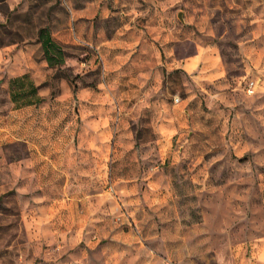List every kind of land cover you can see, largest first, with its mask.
I'll use <instances>...</instances> for the list:
<instances>
[{
    "label": "rangeland",
    "instance_id": "obj_1",
    "mask_svg": "<svg viewBox=\"0 0 264 264\" xmlns=\"http://www.w3.org/2000/svg\"><path fill=\"white\" fill-rule=\"evenodd\" d=\"M7 46L0 264H264V0H0Z\"/></svg>",
    "mask_w": 264,
    "mask_h": 264
},
{
    "label": "trees",
    "instance_id": "obj_2",
    "mask_svg": "<svg viewBox=\"0 0 264 264\" xmlns=\"http://www.w3.org/2000/svg\"><path fill=\"white\" fill-rule=\"evenodd\" d=\"M36 41L40 42L44 57L49 66L59 65L64 62L63 49L55 42L46 27H41L38 29ZM70 80L73 82L72 78ZM75 88L76 86L74 84L73 90H75Z\"/></svg>",
    "mask_w": 264,
    "mask_h": 264
},
{
    "label": "crops",
    "instance_id": "obj_3",
    "mask_svg": "<svg viewBox=\"0 0 264 264\" xmlns=\"http://www.w3.org/2000/svg\"><path fill=\"white\" fill-rule=\"evenodd\" d=\"M14 47L13 46L12 47L11 46H7V47L0 48V60L3 59V58H5L6 54H10V51H12ZM23 52H24V49L23 48H21L19 50H18V48H16L15 51H13V53L11 54L12 57H10V58L11 59H13V58H19L22 55ZM28 55L32 56L31 53H29ZM44 61L46 62L45 59H44ZM44 61L42 63H44ZM199 61H200V58H199V54L197 53L194 56H190V57L185 58L184 60H182L180 62V65L182 67H184L185 69H187V68L192 69L196 64L197 65L199 64ZM26 69H28V66L27 65L26 66L20 65L17 70H12L11 73L12 74H21ZM263 241L264 240H262L261 242H263Z\"/></svg>",
    "mask_w": 264,
    "mask_h": 264
},
{
    "label": "built area",
    "instance_id": "obj_4",
    "mask_svg": "<svg viewBox=\"0 0 264 264\" xmlns=\"http://www.w3.org/2000/svg\"><path fill=\"white\" fill-rule=\"evenodd\" d=\"M255 85L253 84V82H249L248 83V88H247V91L248 92H252L253 89H254Z\"/></svg>",
    "mask_w": 264,
    "mask_h": 264
},
{
    "label": "water",
    "instance_id": "obj_5",
    "mask_svg": "<svg viewBox=\"0 0 264 264\" xmlns=\"http://www.w3.org/2000/svg\"><path fill=\"white\" fill-rule=\"evenodd\" d=\"M178 15H179L180 18H182V17H181V12H179Z\"/></svg>",
    "mask_w": 264,
    "mask_h": 264
}]
</instances>
